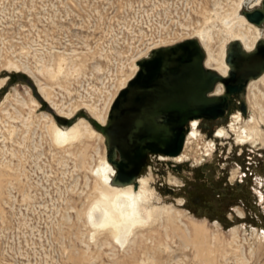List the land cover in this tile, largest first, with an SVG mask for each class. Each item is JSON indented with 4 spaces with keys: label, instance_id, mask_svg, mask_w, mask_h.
Wrapping results in <instances>:
<instances>
[{
    "label": "rangeland",
    "instance_id": "1",
    "mask_svg": "<svg viewBox=\"0 0 264 264\" xmlns=\"http://www.w3.org/2000/svg\"><path fill=\"white\" fill-rule=\"evenodd\" d=\"M214 1L0 0V264H264V146L214 135L241 111L238 98L226 118L199 125V146L188 143L187 159L151 152L138 173L150 178L154 204L173 206L191 231L200 229L203 259L163 218L124 245L106 229L91 236L85 215L94 184L89 165L106 155L104 136L90 123L100 135H85L76 146L57 144L53 115L38 99L36 80L62 116L84 111L105 121L137 60L179 41L182 25L196 24L199 11ZM218 1L228 8L240 0ZM242 1L241 13L260 4ZM60 61L63 73L52 78L46 68L56 72ZM246 96L247 87L246 113L241 111L247 118L256 108ZM209 138L216 147L207 155L202 142Z\"/></svg>",
    "mask_w": 264,
    "mask_h": 264
},
{
    "label": "water",
    "instance_id": "2",
    "mask_svg": "<svg viewBox=\"0 0 264 264\" xmlns=\"http://www.w3.org/2000/svg\"><path fill=\"white\" fill-rule=\"evenodd\" d=\"M242 12L249 21L261 24L264 0ZM226 60L229 68L223 75L206 67L203 49L194 37L153 47L148 55L137 60L135 74L116 95L106 121L100 123L90 118L104 134L107 158L116 169L113 183H135L149 152L179 153L189 118H226L230 106L235 104L234 97L245 112L246 84L264 71V40L258 39L249 50L237 39L231 40ZM21 74L22 79L30 82ZM218 81L223 89L214 93ZM38 99L58 123L67 124L76 117L56 114L41 94ZM81 112L86 115L84 111L78 113Z\"/></svg>",
    "mask_w": 264,
    "mask_h": 264
},
{
    "label": "bare ground",
    "instance_id": "3",
    "mask_svg": "<svg viewBox=\"0 0 264 264\" xmlns=\"http://www.w3.org/2000/svg\"><path fill=\"white\" fill-rule=\"evenodd\" d=\"M214 2L216 6H213L211 9L204 7L199 11L201 17L196 19V24H191L187 21V23L182 25V32L179 33L180 36H178L177 40L187 37L196 38L204 52V65L223 75L229 68V64L226 60V51L231 40L237 39L244 49L249 50L253 48L258 39L264 40V22L257 24L249 21L245 14L240 12L243 7L242 0L235 2L228 8H224L220 5L218 0H215ZM259 2L261 1L258 0L257 3ZM173 42L174 40L172 43ZM214 43H217V45L214 46ZM65 65V62L60 61L56 72L49 70L48 68L46 69L48 74L53 78L57 77L59 73H63L62 68H64ZM134 68H137L135 64ZM4 81V79L0 80V87L3 85ZM36 84L38 85V89L41 92V95H43V98L48 101V106L51 107L52 110L54 109L53 111L56 114L62 116L63 114L61 110L58 109L55 111L56 105L53 102H50L44 86H41L38 80H36ZM260 84L264 85V71L258 76L251 78L246 84V99L249 101L252 108H256L255 113L251 112L249 117L246 118L242 114L244 111L239 107L242 112L237 110L231 115L226 125L216 127L214 131L216 137L227 139L231 134H234V140L238 144L250 143L252 146H257L261 143L264 146V131L262 132L261 127V124L264 125V105L262 103L264 102L262 100L264 99V91L260 89ZM222 89V83L218 81L214 86L213 92L220 93L222 92ZM19 101L23 103L21 98ZM80 115V113L76 114V117L67 124L58 123L53 116L55 121L51 119V133L53 140L57 144L63 146L68 143L72 146V144L74 145L75 140H78V142L81 143L85 135H92L93 133L99 134L90 125L91 117L87 114L84 115L90 121L89 122L86 119L79 117ZM228 115L229 111L226 116ZM105 121L104 119H100L98 122L104 123ZM102 135L104 136L103 133ZM200 135L198 119L191 118L188 130L184 135L185 139L181 151L170 156L176 161L187 159L189 157L186 151L188 143L195 141L196 146L198 147ZM202 144L205 149V154L207 155L212 154L216 147L215 140L212 138L204 140ZM76 154L79 160L78 163L84 167V161L86 160L84 148H80ZM159 155L160 158L167 157L164 153H159ZM80 165L79 167H81ZM89 169L88 170L94 175V184L92 186L93 196H91L85 215L87 222L92 227L91 236L100 229H106L112 238L119 242L120 245H124L130 240L131 236H135V233L138 230H142L151 224L153 225L155 221L159 222V220L163 218L166 227L173 225L176 229L180 228V238L182 243L184 245L191 244L196 248V259L204 258L203 246L205 244L204 240L200 238V229L195 228L191 231L186 223L182 221L181 212L173 206L154 204L153 200L157 197L154 188L150 184L149 177L138 176V174L135 178V183L133 181L121 184L113 183L112 178L116 169L112 162L108 160L107 154L99 156L97 165L91 164L89 165ZM260 197L263 198L264 196L260 193ZM233 232L235 234L236 230ZM140 234L143 235V233ZM259 239H264V234L260 235ZM160 246L161 245H159L158 248ZM152 247L155 249L154 246ZM208 250L210 252L209 248Z\"/></svg>",
    "mask_w": 264,
    "mask_h": 264
},
{
    "label": "flooded vegetation",
    "instance_id": "4",
    "mask_svg": "<svg viewBox=\"0 0 264 264\" xmlns=\"http://www.w3.org/2000/svg\"><path fill=\"white\" fill-rule=\"evenodd\" d=\"M234 99V101H235V105L237 106V101L235 100V97L233 98ZM238 103H239V101H238ZM234 107V106H233ZM230 111H231V109H230ZM191 118H197L198 119V122H199V125H202V124H204V123H206V122H208L207 124H209V122H215V120H216V118H206V117H203V116H193V117H191ZM191 118H189L187 121H186V123H185V127H186V129H185V132L188 130V126H189V121H190V119ZM149 153H151V152H149ZM148 153V154H149ZM154 153V152H153Z\"/></svg>",
    "mask_w": 264,
    "mask_h": 264
}]
</instances>
